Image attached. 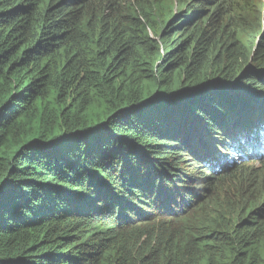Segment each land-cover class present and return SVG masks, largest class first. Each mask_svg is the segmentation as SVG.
I'll list each match as a JSON object with an SVG mask.
<instances>
[{"label":"trees","instance_id":"obj_1","mask_svg":"<svg viewBox=\"0 0 264 264\" xmlns=\"http://www.w3.org/2000/svg\"><path fill=\"white\" fill-rule=\"evenodd\" d=\"M251 3L0 0V264H264Z\"/></svg>","mask_w":264,"mask_h":264},{"label":"rangeland","instance_id":"obj_2","mask_svg":"<svg viewBox=\"0 0 264 264\" xmlns=\"http://www.w3.org/2000/svg\"><path fill=\"white\" fill-rule=\"evenodd\" d=\"M251 8L253 12H257L264 5V0H252Z\"/></svg>","mask_w":264,"mask_h":264},{"label":"clouds","instance_id":"obj_3","mask_svg":"<svg viewBox=\"0 0 264 264\" xmlns=\"http://www.w3.org/2000/svg\"><path fill=\"white\" fill-rule=\"evenodd\" d=\"M229 92H231V93H236V92H234V91H232V90H229ZM264 143H263V145H262V148L261 149H258V151H262V152H264Z\"/></svg>","mask_w":264,"mask_h":264},{"label":"bare ground","instance_id":"obj_4","mask_svg":"<svg viewBox=\"0 0 264 264\" xmlns=\"http://www.w3.org/2000/svg\"><path fill=\"white\" fill-rule=\"evenodd\" d=\"M251 146V145H250Z\"/></svg>","mask_w":264,"mask_h":264}]
</instances>
